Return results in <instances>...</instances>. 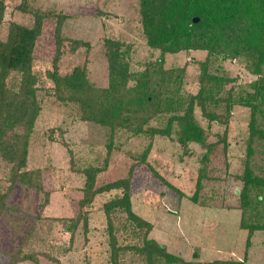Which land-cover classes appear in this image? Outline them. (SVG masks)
<instances>
[{
	"label": "rangeland",
	"instance_id": "obj_1",
	"mask_svg": "<svg viewBox=\"0 0 264 264\" xmlns=\"http://www.w3.org/2000/svg\"><path fill=\"white\" fill-rule=\"evenodd\" d=\"M3 2L6 10L0 24L1 42L7 40L12 23L32 26L33 11L51 16L45 19L34 53L33 73L38 80L40 111L29 138L27 168L34 172L31 180L42 190L17 187L11 194L8 209L0 214V264H10L23 254L36 256L39 264H112L103 206L121 192L102 194L91 208L84 209L90 213L89 229L81 224L72 242L70 233L59 221L77 217L87 180L84 171L89 168H103L97 176V187L131 177L133 211L154 225L148 237L170 253L193 264H264V230L255 232L248 246L249 231L241 228L243 208L238 193L243 188L248 164L254 174L264 176V154L260 155L264 148L254 145L253 156L250 155L251 110L235 105L228 112L224 101L219 110L222 120L215 122L205 117L196 103L194 116L204 130V144H183L177 125L168 135L119 131L111 138L109 128L82 121L76 105L57 98V86L50 77L57 56V21L63 18L65 39L85 44L73 52L65 42L59 74L85 66L89 80L98 88H107L109 40H119L124 44L122 50L128 48L131 73L145 71L163 56L147 43L140 0ZM207 54L191 50L164 55L162 68L181 75L182 92L188 98L197 95L202 87L201 65ZM211 59L210 72L227 80L224 98L251 90L250 84L258 79L242 60ZM12 81L16 82L15 78ZM169 117V113L155 114L144 128L164 130ZM25 131V126L20 125L9 136H23ZM202 169L206 179L201 178ZM9 177L10 166L0 158V193L9 186ZM199 181L202 188L196 203L193 198ZM119 238L120 243L124 242L121 235ZM126 242L143 244L138 236ZM133 259L134 254L128 253L122 264H132ZM136 264H142L139 258Z\"/></svg>",
	"mask_w": 264,
	"mask_h": 264
},
{
	"label": "trees",
	"instance_id": "obj_2",
	"mask_svg": "<svg viewBox=\"0 0 264 264\" xmlns=\"http://www.w3.org/2000/svg\"><path fill=\"white\" fill-rule=\"evenodd\" d=\"M140 6L142 29L147 43L151 48L160 50L163 56L156 65L149 64L145 71L131 73L127 59L128 48L122 50L124 44L119 40H109L107 88L96 87L89 80L85 66H76L66 75L59 74V60L65 42L69 43L73 52L85 44L79 40L65 39L62 34L63 18H58L55 71L50 74L57 86V98L63 103L76 105L82 121L109 128L111 138L119 131H130L133 135L149 131L151 135L159 132L168 135L173 126L177 125L183 144L205 143L204 130L194 116L196 103L210 121L220 122L222 117L219 110L222 103L227 101L228 112L235 105L251 110L248 139L250 155L253 156L254 145L264 148V0H140ZM5 10V4L0 0V24ZM33 12L32 26L12 23L7 40L0 41V158L10 166L9 186L0 193L1 215L8 209L10 196L17 187L42 190L41 185L31 180L34 172L27 168L29 138L40 111L37 102L38 80L33 73L34 53L45 19L51 14ZM195 18H199L200 22L195 24ZM191 50L206 51L208 54L201 65L202 87L197 95L188 98L182 92L181 75L174 70H164L162 64L165 54ZM212 57L221 61L242 60L245 67L258 77L250 84L251 90H244L231 99L224 98L222 95L227 80L210 72ZM14 78L16 82L12 81ZM158 113L170 114L167 128L145 129L149 118ZM20 125L26 128L23 136L13 134L10 137L9 133ZM263 154L264 151L260 150V155ZM146 156L147 152L144 159ZM102 171L103 168L84 171L87 180L77 217L59 219L70 233L71 242L81 224H84L85 230L89 229L90 213L84 209L91 208L102 194L121 192L103 206L112 264L125 263L128 253L134 254L132 264H136L138 258L142 264H193L170 253L165 246L148 237L154 225L133 211L131 177L97 187V176ZM202 171L201 178L206 179L208 176H203ZM242 181L243 188L238 191L243 208L241 228L249 231L250 246L254 233L264 230V176L254 174L248 164ZM201 188L202 183L199 181L193 198L196 203ZM119 235L125 243H120ZM136 236L142 238V245L126 242ZM27 261L39 264L36 256L31 254L17 256L10 264ZM223 263L246 264L241 261Z\"/></svg>",
	"mask_w": 264,
	"mask_h": 264
},
{
	"label": "water",
	"instance_id": "obj_3",
	"mask_svg": "<svg viewBox=\"0 0 264 264\" xmlns=\"http://www.w3.org/2000/svg\"><path fill=\"white\" fill-rule=\"evenodd\" d=\"M193 22H194L195 24H197V23L200 22V19H199V18H195V19L193 20Z\"/></svg>",
	"mask_w": 264,
	"mask_h": 264
}]
</instances>
